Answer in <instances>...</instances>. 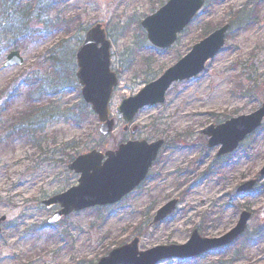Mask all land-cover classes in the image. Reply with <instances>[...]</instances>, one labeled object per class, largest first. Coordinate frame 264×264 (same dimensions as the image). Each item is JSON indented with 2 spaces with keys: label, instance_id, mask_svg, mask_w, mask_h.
Instances as JSON below:
<instances>
[{
  "label": "rangeland",
  "instance_id": "rangeland-1",
  "mask_svg": "<svg viewBox=\"0 0 264 264\" xmlns=\"http://www.w3.org/2000/svg\"><path fill=\"white\" fill-rule=\"evenodd\" d=\"M166 1L67 0L63 4L68 11L74 8L79 13L81 25L103 23L110 41V67L117 74L118 84L109 101L115 131L106 141V148L117 145L122 136L124 123L117 111L121 100L136 94L184 56L198 42L204 21L224 23L233 15L231 9L245 8L251 10L255 20L243 28L231 18L224 48L204 70L190 80L171 85L163 104L137 113L133 120L138 125L137 133H127L125 139L150 142L161 135L165 140L138 188L116 204L72 213L54 225H48L47 219L55 208L47 209L41 201L69 188L77 179L64 164L67 154L74 152L62 144L70 140L77 143L81 133L90 134L93 141L87 150L100 143L98 119L91 111L81 129L64 121L60 113L77 101L75 88L67 86V92L51 99L59 105L56 114L46 115L37 127L40 132L33 135L37 141L43 138L40 148L22 141L6 146L10 118L23 109L24 102L22 96L11 97L10 101L9 90L0 94V216L7 218L0 234V264H89L92 259L96 261L104 247L111 250L135 236L139 235L138 249L144 251L157 245L181 244L194 228L203 236L217 237L235 224L243 207L252 212L243 236H251L256 226L264 224V178L255 176L264 163V121L224 157H216L218 147H207V136L202 134L209 124L249 114L264 101V0H205L175 43L159 49L147 40L140 21ZM53 33L38 46L22 52L25 61L20 67L4 68L7 52L3 54L0 89L20 73L29 78L46 77V50L57 39ZM75 43L76 38L61 42L68 49L66 60L72 62L74 71ZM248 88L249 97L242 92ZM48 111L51 113V109ZM255 178L258 180L251 191H237L239 185ZM174 197L179 199L176 209L163 221L152 224L155 211ZM50 233L59 242L47 243ZM243 236L225 249L184 260L183 264H212L220 259H231L235 264H264V238L247 244ZM39 249H47L48 253L37 256ZM29 257L32 262H27ZM159 264L179 263L170 259Z\"/></svg>",
  "mask_w": 264,
  "mask_h": 264
},
{
  "label": "water",
  "instance_id": "water-1",
  "mask_svg": "<svg viewBox=\"0 0 264 264\" xmlns=\"http://www.w3.org/2000/svg\"><path fill=\"white\" fill-rule=\"evenodd\" d=\"M203 0H168L153 14L141 21L148 41L158 48H167L174 43L177 34L195 16ZM228 25L215 30L195 44L190 52L166 69L156 80L145 85L136 95L123 99L117 110L126 122H130L137 111L145 106L162 103L167 89L173 82L190 79L199 74L206 61L213 58L224 45V35ZM110 42L106 38L102 24L91 26L85 33L82 44L76 51V77L81 86L82 99L91 106L99 121V132L109 134L114 127L109 118L108 104L117 76L110 70ZM86 54V55H85ZM23 59L19 51L7 55L5 66L20 65ZM264 118V102L249 115L231 118L220 125H209L202 133L209 137L207 145H220L217 156L230 153L246 135L255 130ZM136 127L133 128L135 130ZM162 141L147 144L146 141H129L120 144L115 152L104 155L95 150L79 155L69 164V169L80 173L78 184L57 194L43 204H60L61 209L53 214L48 223H54L62 215L93 206L113 204L130 192L144 178ZM264 176V165L260 169ZM255 180L238 187L239 192L253 188ZM177 203L172 199L159 208L153 219L161 221L170 214ZM251 214L241 211L236 225L219 237H201L194 229L184 244H170L153 247L138 252V238L117 247L96 264H156L167 258H188L226 245L238 237L246 228ZM5 219L0 217V223Z\"/></svg>",
  "mask_w": 264,
  "mask_h": 264
},
{
  "label": "trees",
  "instance_id": "trees-1",
  "mask_svg": "<svg viewBox=\"0 0 264 264\" xmlns=\"http://www.w3.org/2000/svg\"><path fill=\"white\" fill-rule=\"evenodd\" d=\"M65 1L67 0H0V58L4 53L13 49H20L23 52L28 51L47 40L53 32L52 35L57 38L56 42L46 50V60L48 61L45 69L46 77L39 79V81L36 77L24 81L26 89L24 103L26 106L11 118L6 134L11 141H22L40 148L41 142L35 141L36 139L33 136V133L37 131L35 127L39 125L40 119L44 121L46 115H54L57 112H55L57 107L54 106V102H51V98L56 94L62 95L67 92V86L75 88L77 101L75 103L71 102L60 115L65 120L73 123L77 129H81L92 115L88 106L80 97L72 62L66 60L68 49L61 44L64 40L76 38L75 45H79L82 41V34L88 26L86 23L81 25L80 15L74 8L72 9L73 12L70 13L72 10L68 11L63 6ZM210 1L219 3L221 0ZM75 4L77 5L78 2H75ZM250 11H247L246 8L238 10L233 13L229 21L242 19L239 21L243 22L245 26H249L255 20ZM222 24L224 23L221 21H204L198 38L204 37L212 29ZM78 33H80L79 36H77ZM70 66L71 70H69ZM250 92V89L243 90V93L247 94L248 97L251 95ZM45 100H49V102L36 105L37 102ZM49 109H51V113L48 111ZM31 133L32 135H30ZM77 140L76 148L78 149H88L89 144L93 142L90 141V134L86 133H81ZM95 147L101 148L100 143L91 145V148ZM69 149H74L71 144H69ZM71 157L68 156V159H71ZM255 176H257V173ZM263 238L264 224L255 227L251 236L244 238V242L247 244L260 242ZM40 251L43 253L44 250L40 249ZM37 256H40V254ZM231 263V260H218L212 264Z\"/></svg>",
  "mask_w": 264,
  "mask_h": 264
},
{
  "label": "snow or ice",
  "instance_id": "snow-or-ice-1",
  "mask_svg": "<svg viewBox=\"0 0 264 264\" xmlns=\"http://www.w3.org/2000/svg\"><path fill=\"white\" fill-rule=\"evenodd\" d=\"M86 55V54H85Z\"/></svg>",
  "mask_w": 264,
  "mask_h": 264
}]
</instances>
